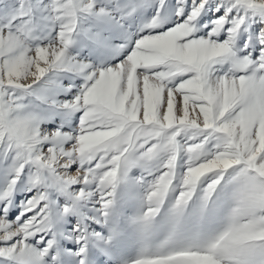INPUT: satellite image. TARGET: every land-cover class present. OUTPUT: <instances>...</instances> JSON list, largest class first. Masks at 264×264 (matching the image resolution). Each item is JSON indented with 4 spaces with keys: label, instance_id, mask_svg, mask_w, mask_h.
Masks as SVG:
<instances>
[{
    "label": "snow or ice",
    "instance_id": "snow-or-ice-1",
    "mask_svg": "<svg viewBox=\"0 0 264 264\" xmlns=\"http://www.w3.org/2000/svg\"><path fill=\"white\" fill-rule=\"evenodd\" d=\"M0 264H264V0H0Z\"/></svg>",
    "mask_w": 264,
    "mask_h": 264
}]
</instances>
